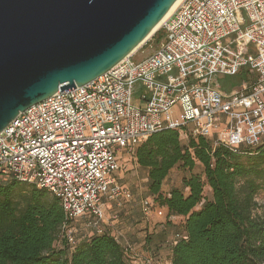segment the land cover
Returning <instances> with one entry per match:
<instances>
[{
    "label": "built area",
    "instance_id": "obj_1",
    "mask_svg": "<svg viewBox=\"0 0 264 264\" xmlns=\"http://www.w3.org/2000/svg\"><path fill=\"white\" fill-rule=\"evenodd\" d=\"M159 30L158 48L142 60L137 49L92 82L20 113L0 132V179L48 191L68 220L102 234L107 205L132 200L116 179L120 159L135 161L151 135L172 129L213 148L264 146V0H182ZM242 69L247 80L221 90ZM140 204L151 217L152 201ZM77 233L68 230L71 246Z\"/></svg>",
    "mask_w": 264,
    "mask_h": 264
},
{
    "label": "trees",
    "instance_id": "obj_2",
    "mask_svg": "<svg viewBox=\"0 0 264 264\" xmlns=\"http://www.w3.org/2000/svg\"><path fill=\"white\" fill-rule=\"evenodd\" d=\"M162 37V32L156 34L158 44ZM234 77L246 79L248 70ZM231 86L221 84V89L228 92ZM134 158L147 176L153 211L163 209L168 218L182 219V231L167 247L165 260L264 264V206L256 201L264 189V146L213 148L209 139L184 142L178 130L166 129L138 145ZM198 166L201 173H193ZM174 169L189 176L183 177L180 187L163 190ZM205 187L210 198L204 195ZM81 226L65 217L60 201L48 191L0 179V264H132L130 251L110 233L85 234ZM73 227L78 233L71 246L68 230ZM151 237L147 234L143 245H149ZM156 252L148 259L152 264Z\"/></svg>",
    "mask_w": 264,
    "mask_h": 264
},
{
    "label": "water",
    "instance_id": "obj_3",
    "mask_svg": "<svg viewBox=\"0 0 264 264\" xmlns=\"http://www.w3.org/2000/svg\"><path fill=\"white\" fill-rule=\"evenodd\" d=\"M177 0H0V132L20 113L107 73Z\"/></svg>",
    "mask_w": 264,
    "mask_h": 264
},
{
    "label": "crops",
    "instance_id": "obj_4",
    "mask_svg": "<svg viewBox=\"0 0 264 264\" xmlns=\"http://www.w3.org/2000/svg\"><path fill=\"white\" fill-rule=\"evenodd\" d=\"M144 181L147 183V176ZM143 199L152 201L147 195ZM112 203H109L106 207V216L103 223L105 232L110 233L112 236H114V232L119 233L123 238V243L127 244L123 246L128 247L130 252L140 255V257L144 259L143 261L151 258L152 251L156 252L158 249V252H156L157 258H155V264H163V262L166 261L163 256L164 252L167 250V247L173 243L175 234L182 231V219L177 217L168 218L167 212L163 209L153 211L151 217L145 218L142 213L141 205V209L137 208V205L132 204L121 208L122 205L121 207H117L115 202ZM123 203L124 202H122V204ZM112 207L114 209H112ZM114 213L120 214H118L119 220L110 222L109 219ZM143 218L145 221H143ZM179 222H181V224L177 225ZM145 233L152 236L149 245H143V243H141L142 241H138ZM134 242H138L140 245H136V243L133 244Z\"/></svg>",
    "mask_w": 264,
    "mask_h": 264
},
{
    "label": "rangeland",
    "instance_id": "obj_5",
    "mask_svg": "<svg viewBox=\"0 0 264 264\" xmlns=\"http://www.w3.org/2000/svg\"><path fill=\"white\" fill-rule=\"evenodd\" d=\"M159 32H161V30L158 29L149 39H147L142 44V47L138 48V50L136 51V53L134 55L135 61L142 60L143 58L150 55L153 51H155L158 48L159 44L157 43L155 36ZM246 80H247V78L244 79L242 77L240 80L236 77H226L224 79L223 83L221 81L220 87H221V84L223 86L231 84L232 89H234V88L240 87V85L242 83H244ZM172 116L173 115L171 113V114H168L167 116H163V118H164V120L168 119V118L171 119ZM136 165H137L136 161H134V159L130 155L123 154V157L120 159V170L116 173V179L119 181L120 184H123L132 193V200L129 202H124L122 204L121 208H123L129 204H132V205H137L136 207L141 209L140 202L147 195V192H146L147 187H146V183L144 181L146 179V176H145L146 174L143 170H141ZM193 173H195V174L201 173L200 166H198L193 171ZM187 176H189V173L187 171H180L179 169L172 170L170 175L168 176V178L165 180V182L163 184V190H169L172 187H180L181 186V180L183 179V177H187ZM204 195L207 198L211 197V192H210V189L208 187H205ZM256 201L259 205L264 206V189L259 191V193L256 196ZM112 205H113V203H112ZM121 208H117V209H121ZM112 209H114V208L112 207ZM143 221H145L144 218H143ZM180 224H181V222L177 223V225H180ZM80 225H81V223H80ZM81 227L85 228L84 226H81ZM83 233L89 234L90 230L85 231V229H84ZM180 233L181 232H179V234ZM113 234H114V236H120L119 233H117V232H114ZM146 235H147L146 233L143 234L139 238L138 241H143L144 238H146ZM119 239H121V236ZM135 243H136V245H140L138 242H134L133 244H135ZM167 253L168 252L165 251L163 256L166 257ZM129 255L131 257L132 264L143 263L144 259H142L140 257V255H137L134 252H130ZM163 264H170L168 258L165 262H163Z\"/></svg>",
    "mask_w": 264,
    "mask_h": 264
},
{
    "label": "bare ground",
    "instance_id": "obj_6",
    "mask_svg": "<svg viewBox=\"0 0 264 264\" xmlns=\"http://www.w3.org/2000/svg\"><path fill=\"white\" fill-rule=\"evenodd\" d=\"M181 1H182V0H177V1L175 2V4H174V5L172 6V8L169 10V12L166 14V16H165V17L162 19V21L156 26V28L154 29V31L152 32V34H151L150 36H148V37L146 38V40L149 39V38H150V37H151V36H152V35H153V34H154V33L160 28V26L162 25V23H163V22H164V21H165V20H166V19H167L172 13H173V11H174V10L177 8V6L181 3ZM146 40H145V41H146ZM145 41H144V42H145ZM144 42H143V43H144ZM143 43H142V44H143ZM142 44H141V45H142ZM141 45H140V46H141ZM140 46H139V47H140ZM139 47H138V48H139ZM138 48H137V49H138ZM137 49H136V50H137ZM132 53H133V52H132Z\"/></svg>",
    "mask_w": 264,
    "mask_h": 264
}]
</instances>
